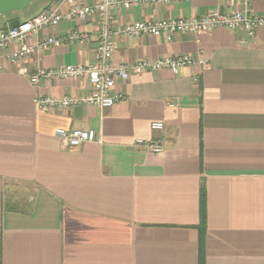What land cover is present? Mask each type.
I'll return each mask as SVG.
<instances>
[{"label": "crops", "instance_id": "0c3cea01", "mask_svg": "<svg viewBox=\"0 0 264 264\" xmlns=\"http://www.w3.org/2000/svg\"><path fill=\"white\" fill-rule=\"evenodd\" d=\"M42 4L0 24L47 7L68 12L62 0ZM245 8L262 15L264 0L149 2L111 12L122 25ZM73 30L88 37L35 48L15 63L6 53L16 44L0 50V264H264V28L250 37L226 27L176 32L170 41L116 35L113 64L181 54L207 63L118 79L123 98L109 107L39 108L37 95L91 90L84 76L29 80L40 67L96 61L95 14L64 18L25 41ZM155 120L161 130L150 128ZM58 127L93 128L96 137L62 148ZM138 138L159 140L162 150Z\"/></svg>", "mask_w": 264, "mask_h": 264}, {"label": "built area", "instance_id": "2783aa9c", "mask_svg": "<svg viewBox=\"0 0 264 264\" xmlns=\"http://www.w3.org/2000/svg\"><path fill=\"white\" fill-rule=\"evenodd\" d=\"M177 0H62L68 6V12L62 14L57 6L44 8L17 25H8L0 28V50L6 49L10 44L17 47L6 53V59L15 63L32 54L35 48L57 46L62 41L83 42L88 34L80 31H70L64 38L48 36L28 44L25 40L38 29L58 24L64 18L84 19L95 14L98 22V37L95 49L96 61L91 64H63L59 67H40L29 74V80L37 84L41 80L54 77H81L88 78L91 90L79 97H56L53 95H37L34 103L39 108H53L56 106H72L77 104H92L100 108L109 107L123 98V94L114 89L118 79L126 80L131 74H137L145 69H169L176 73L183 66H200L207 63V58L202 55L193 56L181 54L159 58H143L131 62L113 64L111 61L114 52V37L116 35L152 34L163 35L170 41L176 32H189L199 34L218 27L240 29L247 36H252L258 28H264V14L249 15L247 8L235 9L225 12L219 9L209 14L198 17H178L159 20H136L122 25L115 24L111 12L113 7L130 8L141 3H166ZM226 2L232 0H223ZM24 69H21L23 71ZM197 76L194 77V80ZM163 123L159 120L152 121V130H161ZM55 135L59 138L62 148H75L80 144L92 141L96 137L93 128H56ZM137 144L144 145L148 150L160 152L162 144L159 140H145L138 138Z\"/></svg>", "mask_w": 264, "mask_h": 264}, {"label": "water", "instance_id": "95a60500", "mask_svg": "<svg viewBox=\"0 0 264 264\" xmlns=\"http://www.w3.org/2000/svg\"><path fill=\"white\" fill-rule=\"evenodd\" d=\"M33 0H0V14L5 15L9 11L24 10ZM20 22L18 18L10 21L11 26H15Z\"/></svg>", "mask_w": 264, "mask_h": 264}, {"label": "trees", "instance_id": "16d2710c", "mask_svg": "<svg viewBox=\"0 0 264 264\" xmlns=\"http://www.w3.org/2000/svg\"><path fill=\"white\" fill-rule=\"evenodd\" d=\"M47 1H49V0H47ZM47 1H45V0H33L32 1V3L28 6V7H26L24 10H13V11H9V12H7L5 15H1L0 14V17H9L10 15H12V14H15V13H24V14H28L29 13V11L27 10L28 8H30L31 6H34V7H37V6H39L40 4H42V3H44V4H42V5H46L47 4ZM46 2V3H45ZM44 9V8H43ZM40 10H42V9H40ZM39 10V11H40ZM32 14V13H31ZM30 14V15H31ZM29 15V14H28ZM18 18V17H17ZM25 18H27V16L26 17H22L21 19H20V21H22V20H24ZM16 19V18H15ZM4 27H6L5 26V24L3 23V24H0V28H4Z\"/></svg>", "mask_w": 264, "mask_h": 264}, {"label": "rangeland", "instance_id": "374dc122", "mask_svg": "<svg viewBox=\"0 0 264 264\" xmlns=\"http://www.w3.org/2000/svg\"><path fill=\"white\" fill-rule=\"evenodd\" d=\"M35 7L34 6H31L30 8H28L27 10L30 11L32 9H34Z\"/></svg>", "mask_w": 264, "mask_h": 264}]
</instances>
